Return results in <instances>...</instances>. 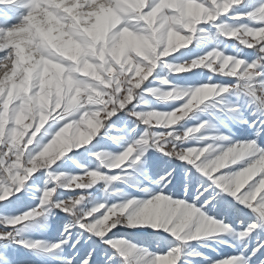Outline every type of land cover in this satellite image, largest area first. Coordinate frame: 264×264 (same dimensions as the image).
Returning a JSON list of instances; mask_svg holds the SVG:
<instances>
[{
	"label": "clouds",
	"instance_id": "clouds-1",
	"mask_svg": "<svg viewBox=\"0 0 264 264\" xmlns=\"http://www.w3.org/2000/svg\"><path fill=\"white\" fill-rule=\"evenodd\" d=\"M0 237V264H264V0H0Z\"/></svg>",
	"mask_w": 264,
	"mask_h": 264
},
{
	"label": "rangeland",
	"instance_id": "rangeland-1",
	"mask_svg": "<svg viewBox=\"0 0 264 264\" xmlns=\"http://www.w3.org/2000/svg\"><path fill=\"white\" fill-rule=\"evenodd\" d=\"M249 55L251 53L249 52ZM236 132L240 136H246L250 135L251 133L245 128L240 129L237 128ZM181 190L177 188V192L179 193ZM139 194V193H137ZM65 216L63 213H58V216L55 220L52 221V227L47 232H41V231H33L30 233V235L35 239H42V240H48V241H55L59 238V232L62 230L63 227V221L65 220ZM137 237H141L144 234L143 233H137ZM82 247V248H81ZM80 252L83 254V252L87 249V246H81ZM66 254H71L67 252V249L65 250ZM208 251V254L212 256L213 258H218V255H227L232 250L225 247H222L220 249L219 254L215 252ZM100 253V249L97 248L95 257L98 258ZM7 255L12 260V264H60V261L55 256L50 255H44V256H38L34 255L32 251H29L27 248H25L22 245H13L7 249ZM78 259V258H77ZM196 264H206L205 261L198 260Z\"/></svg>",
	"mask_w": 264,
	"mask_h": 264
},
{
	"label": "snow or ice",
	"instance_id": "snow-or-ice-1",
	"mask_svg": "<svg viewBox=\"0 0 264 264\" xmlns=\"http://www.w3.org/2000/svg\"><path fill=\"white\" fill-rule=\"evenodd\" d=\"M159 163H160L159 160H154L153 165L154 166H158ZM189 199H190V197H189ZM10 203L12 205V208L10 210H15L16 208L23 207L25 205V201H22L20 199L14 200V201H12ZM0 239H2V237H0Z\"/></svg>",
	"mask_w": 264,
	"mask_h": 264
},
{
	"label": "bare ground",
	"instance_id": "bare-ground-1",
	"mask_svg": "<svg viewBox=\"0 0 264 264\" xmlns=\"http://www.w3.org/2000/svg\"><path fill=\"white\" fill-rule=\"evenodd\" d=\"M82 248V247H81Z\"/></svg>",
	"mask_w": 264,
	"mask_h": 264
}]
</instances>
